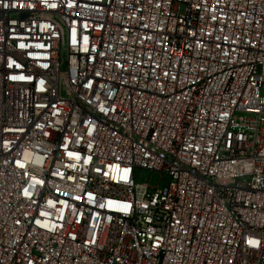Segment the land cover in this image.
<instances>
[{"label":"built area","instance_id":"built-area-1","mask_svg":"<svg viewBox=\"0 0 264 264\" xmlns=\"http://www.w3.org/2000/svg\"><path fill=\"white\" fill-rule=\"evenodd\" d=\"M0 264H264V0H0Z\"/></svg>","mask_w":264,"mask_h":264},{"label":"rangeland","instance_id":"rangeland-1","mask_svg":"<svg viewBox=\"0 0 264 264\" xmlns=\"http://www.w3.org/2000/svg\"><path fill=\"white\" fill-rule=\"evenodd\" d=\"M158 180L159 176L157 174H150L148 172H140L137 178V182L140 184L148 181V184L156 185Z\"/></svg>","mask_w":264,"mask_h":264}]
</instances>
